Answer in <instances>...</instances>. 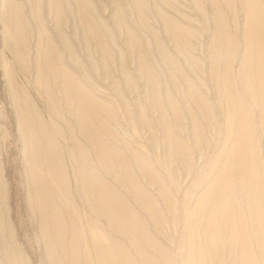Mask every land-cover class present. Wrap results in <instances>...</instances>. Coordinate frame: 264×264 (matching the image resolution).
<instances>
[{
    "label": "rangeland",
    "instance_id": "obj_1",
    "mask_svg": "<svg viewBox=\"0 0 264 264\" xmlns=\"http://www.w3.org/2000/svg\"><path fill=\"white\" fill-rule=\"evenodd\" d=\"M248 7L245 0H0V264H55L57 256L70 264L69 241L50 257L40 215L29 204V170L50 183L55 176L47 174L44 154L31 153L28 131L42 145L50 137L57 146L59 208L73 212L89 264H96L91 221L144 263L90 208L81 171L86 163L122 196L171 262L231 264L238 249L224 222L230 217L237 226L238 216L200 199L220 177L234 143L225 78L228 72L243 89ZM243 97L256 130L246 170L254 161L264 182L261 109ZM99 137L116 153L111 168L102 163ZM230 182L250 219L248 185L242 190L235 177ZM219 223L221 249L205 239ZM195 244L204 251L199 262ZM147 249L156 263L169 264ZM254 253L262 264L257 246Z\"/></svg>",
    "mask_w": 264,
    "mask_h": 264
},
{
    "label": "bare ground",
    "instance_id": "obj_2",
    "mask_svg": "<svg viewBox=\"0 0 264 264\" xmlns=\"http://www.w3.org/2000/svg\"><path fill=\"white\" fill-rule=\"evenodd\" d=\"M245 1L249 5L247 17L248 21L245 30L247 55L244 57V64L239 75V83L243 86V89H239L238 85L236 87L232 80V76L228 72L225 78L230 91V100L228 99L230 110L229 116L232 120V123L234 122V143L231 150L229 148L230 152H227L229 153L228 157H226L228 160L226 161V164L223 163L224 166L221 169L220 177H217V179L212 182V189L210 193H207L203 199H200V204L202 205L205 200L213 199L214 205L217 206L218 210L219 208L225 210L226 205L235 210V213L238 216V225L236 226L230 217L224 222V227H226L229 231L228 240L230 244L232 245L233 249H238L236 255L234 254L236 258L232 256L231 264H258L256 259L257 254L255 255L254 253L256 246L259 252V258L262 261L261 263L264 264V182L261 181L259 177H256L259 169L257 166H254V161L251 160L252 167L247 169L249 172L246 170L248 148L249 144L254 143L256 130L255 127H253L255 124H252V120L254 121V119H250L247 110L248 105L246 106L247 102L245 101V97H243L245 94H247L248 97L246 98H249L250 103L261 109L260 119L262 122V130H264V34L262 32V25L264 23V8L259 0ZM241 90L244 91V93H241ZM85 97L86 96L82 95L83 101L87 100ZM81 114H83V112ZM84 118L80 116V122L83 124L88 123V121H85L86 119ZM26 127L28 128V126ZM42 128L39 130L41 133ZM44 129L45 128H43V131ZM29 130H31V128H29ZM90 131L92 130L86 129L84 132L86 133L85 136H87L89 140H91L90 136L92 135ZM44 132L46 133V131ZM44 132L43 134L45 137L48 135V133L45 135ZM36 139H38L36 135L33 134V132L28 131L27 140L30 142L31 153L33 150L34 153L45 155L46 159L44 160H46V171H48L47 174L55 176V178L52 177L53 181L50 183L46 180L42 173L37 171L38 173L34 174L31 170H29L30 174L32 175V177H30L32 181L30 182L32 186V194L29 197V204L31 205V208L33 206V210L36 209L39 213L38 215H40V228L41 231L44 232V237L48 239V241L45 239L44 240L48 245L47 248L50 251V257L55 255L57 256L56 249L58 247L60 251L65 249L66 247L62 248V246H64L66 241H69L70 264H89V261L86 258L88 253H86L85 249L83 248L84 237L77 229V222L74 219L73 214H71L73 212L69 210L68 205L63 207L64 209L59 208L60 204L58 201L61 200V204L63 202L58 192L61 190L64 191V189L61 185L63 183L59 184L60 177L58 178L57 176L61 166L57 164L58 162H61L59 161L61 159L58 160L59 151L56 149L57 146H55L56 144H54L50 137H45L44 145H42V141H38L40 139ZM98 139L100 141L102 138L100 139L99 137ZM104 143L105 142H102L101 140L97 144V146L99 145L98 150L101 151L100 157L102 163L104 162L103 164L107 165L108 168H111V156L112 154L116 153L113 152L112 154H109V147L107 148V143ZM117 157V160L119 161L116 162H119V166L126 168V161L118 155ZM39 164V162L36 164L38 165L37 167H39ZM33 167L35 166L33 165ZM33 167L31 166L32 169ZM90 168L91 166L86 163L84 168L81 170H84L83 191L90 203V208H92L95 214L99 218L105 219L107 226L112 230L111 232H113L115 235L121 236L124 240L126 239L129 242L132 250L137 253L141 259V262L144 264H159L158 262L156 263L155 259L152 258L150 253L147 252V248H152L156 251H159V254L162 255V257H164L165 260L169 262V264H174L168 259L166 250L162 248L160 243L156 242V240H154L148 234L144 222L133 215L131 212L132 210L130 211L128 205L126 204L127 202L123 200L122 196L119 195L118 192H115L116 190L114 191L104 181H101V179L93 175V173L90 172ZM248 173H250V175H248ZM247 175L249 177H247ZM232 177H235L239 189L243 190L246 184L250 189V197L248 200L251 213L250 219L243 215L242 211L238 207L237 199L234 198L233 194H231L230 190L232 189V185L230 180ZM57 187L59 188L57 189ZM258 198L260 199V202L257 200ZM217 208L214 207L216 211ZM70 209L72 210V208ZM250 221L253 224L251 229L248 228ZM89 227L91 232L90 240L93 253L95 254L96 264H137L133 256L124 247L122 242L114 239V237L109 234H105L96 221H91L89 223ZM237 229H239V231L241 230V236H238V233L236 232ZM227 230L225 229V231ZM220 232V223L219 225L215 224L212 227L211 233L206 236L205 239H207L209 243L217 245L221 249L223 247L222 243L224 242L221 243L220 241ZM68 236L69 238H67ZM200 247V244H195L194 246L196 257L199 258H197V261H200L201 256H203L202 254H204V251H202ZM157 255L158 254H156V256ZM54 259L55 264H61L58 256ZM198 264L201 263L199 262Z\"/></svg>",
    "mask_w": 264,
    "mask_h": 264
}]
</instances>
